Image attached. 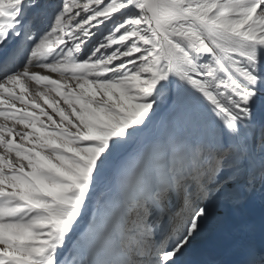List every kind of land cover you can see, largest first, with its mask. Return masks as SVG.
I'll return each instance as SVG.
<instances>
[{"label": "snow or ice", "instance_id": "6c2138e0", "mask_svg": "<svg viewBox=\"0 0 264 264\" xmlns=\"http://www.w3.org/2000/svg\"><path fill=\"white\" fill-rule=\"evenodd\" d=\"M0 106V264H264V0H0Z\"/></svg>", "mask_w": 264, "mask_h": 264}, {"label": "rangeland", "instance_id": "374dc122", "mask_svg": "<svg viewBox=\"0 0 264 264\" xmlns=\"http://www.w3.org/2000/svg\"><path fill=\"white\" fill-rule=\"evenodd\" d=\"M0 107H2V106H0ZM18 107H19V105H18ZM0 119H2V118H0Z\"/></svg>", "mask_w": 264, "mask_h": 264}]
</instances>
